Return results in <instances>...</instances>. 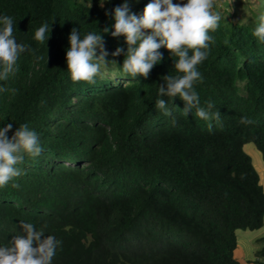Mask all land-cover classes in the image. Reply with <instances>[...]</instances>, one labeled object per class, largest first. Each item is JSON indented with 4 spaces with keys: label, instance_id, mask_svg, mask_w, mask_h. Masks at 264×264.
<instances>
[{
    "label": "trees",
    "instance_id": "1",
    "mask_svg": "<svg viewBox=\"0 0 264 264\" xmlns=\"http://www.w3.org/2000/svg\"><path fill=\"white\" fill-rule=\"evenodd\" d=\"M88 1L0 0V16L13 18L17 43L28 46L0 80V128L11 123L10 138L28 124L43 149L0 187V246L26 222L60 242L52 264H244L233 255L235 230L264 224V190L243 148L253 143L264 160V40L253 34L264 0L241 12L233 0V13H219L208 33L193 87L200 107L211 102L221 114L211 131L195 109L183 114L179 97L159 96L164 76L182 75L176 58L162 47L147 78L125 73V38L111 35L105 15L119 2ZM45 22L51 31L40 43L33 37ZM72 28L104 41L108 62L94 84L66 69Z\"/></svg>",
    "mask_w": 264,
    "mask_h": 264
},
{
    "label": "clouds",
    "instance_id": "2",
    "mask_svg": "<svg viewBox=\"0 0 264 264\" xmlns=\"http://www.w3.org/2000/svg\"><path fill=\"white\" fill-rule=\"evenodd\" d=\"M213 7L214 0H187L186 3L151 0L139 16L130 13L127 2L110 12L105 11V15H110L114 20L111 35L123 36L127 44L123 71L132 77L147 78L154 65L163 58L159 49L163 47L168 50L176 58L174 70L182 75L164 76V84L158 86L159 96L179 97L185 105L183 114L187 116L195 109L197 118L209 122V131L212 129L211 121L218 122L221 114L212 111L211 102L206 108L199 106V96L193 85L202 79L197 66L207 58L210 42L213 41L208 33L217 28L221 19L218 12L212 11ZM259 20L253 34L264 40V15ZM15 24L11 16H0V80H7L10 74H14L20 54L28 49L27 45L17 43ZM50 31V24L45 22L35 31L33 38L45 43ZM108 31L107 27L103 29L105 33ZM68 41L65 62L71 79L94 84L102 65L106 66L108 62L101 34L88 32L81 38L78 29L72 28ZM122 51L117 48L112 55H120ZM156 107L165 116L172 115L164 99H158ZM172 123L175 124L174 117ZM241 123L252 124L254 121L242 117ZM12 127L9 123L0 128V187L23 174L18 165L24 162L25 156L35 158L43 151L38 134L28 124L17 127L9 138L7 133ZM12 187L18 188L19 185L13 183ZM20 229L22 234L14 236L9 244L0 246V264H52L60 242L52 235L45 236L43 229L36 230L31 223L21 222Z\"/></svg>",
    "mask_w": 264,
    "mask_h": 264
},
{
    "label": "rangeland",
    "instance_id": "3",
    "mask_svg": "<svg viewBox=\"0 0 264 264\" xmlns=\"http://www.w3.org/2000/svg\"><path fill=\"white\" fill-rule=\"evenodd\" d=\"M83 2H89L88 0H79ZM105 1V0H104ZM119 3L118 5H121L125 2L128 3L130 13H135L136 15H141L143 12L144 7L151 2V0H117ZM239 2V0H236ZM173 3H186L187 0H172ZM255 2L257 0H242L243 6H241V10L238 9V12L246 10V7H253L255 6ZM233 0H214V7L212 9L213 12H218L227 15L228 17L233 13ZM238 5V4H237ZM244 150L250 155L252 159V163L255 167V169L258 172L259 175V182L261 185H263L264 189V169H261L257 163L261 162L264 163V160L261 156V153L256 148V146L253 143L245 144ZM258 155H256L255 154ZM260 169H259V168ZM235 235L237 238V249L234 252V258L238 260L239 262H242L244 264H247L244 260L246 259H258L257 263L264 262V255L263 256H255L256 250H261L264 247V240L261 239L264 237V225L255 230H249V229H237L235 230ZM258 252V251H257Z\"/></svg>",
    "mask_w": 264,
    "mask_h": 264
},
{
    "label": "crops",
    "instance_id": "4",
    "mask_svg": "<svg viewBox=\"0 0 264 264\" xmlns=\"http://www.w3.org/2000/svg\"><path fill=\"white\" fill-rule=\"evenodd\" d=\"M246 144H249V143H246ZM244 146H245V144H244ZM244 146H243V148H244ZM255 154H256V152H255ZM257 155V154H256ZM258 156V155H257ZM257 165L261 168V169H264V163H261V162H258L257 163ZM258 167V168H259ZM259 168V169H260ZM262 187H263V185H262ZM264 190V189H263ZM264 221V220H263ZM264 225V224H263ZM237 239V238H236ZM237 249V246H236V248H235V250ZM235 250H234V252H235ZM257 251H259V250H256L255 251V256L257 257ZM234 252H233V255H234ZM261 257V256H260ZM247 264H264V262H260V263H257V261H258V259H246V260H244Z\"/></svg>",
    "mask_w": 264,
    "mask_h": 264
}]
</instances>
